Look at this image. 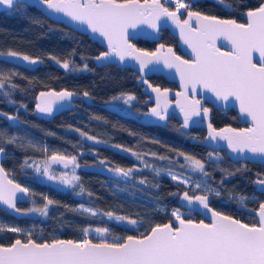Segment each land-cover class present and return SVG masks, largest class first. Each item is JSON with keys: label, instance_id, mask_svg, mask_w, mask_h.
Returning <instances> with one entry per match:
<instances>
[{"label": "trees", "instance_id": "1", "mask_svg": "<svg viewBox=\"0 0 264 264\" xmlns=\"http://www.w3.org/2000/svg\"><path fill=\"white\" fill-rule=\"evenodd\" d=\"M185 2L191 9L205 14L244 22L245 12L259 6L261 0ZM26 5L27 8L20 10L0 9V51L12 50L40 61L37 66H30L29 63L0 57V72L17 73L12 83L18 85L11 88L6 84L0 90V133L4 134L0 146L6 150L3 168L11 178L27 186L31 194L29 202L18 203L28 212L25 217H15L0 207V226L5 229L33 227L36 229L32 234L34 239L49 241L54 238L79 240L81 229L86 226H109L111 235L119 237L140 235L155 224L173 220L171 212L177 208L187 211L183 212L184 218L199 220L201 216L198 213L179 206V199L185 191L189 195L205 194V191L192 190L163 172L165 169L186 172V161L178 155L179 152L204 162L208 175L198 172L191 176L207 184V189L215 190L209 194L210 205L214 209L248 224L256 222L253 214L237 206L241 204L239 196L247 197L243 201L247 207H258L264 201V192L259 191L255 183L258 178H264V165L233 161L223 149L211 150L193 141V138L204 137V129L197 125L185 128L175 115L168 117L163 125L139 121L134 116L147 113L152 105L142 92L139 74L114 63H96L95 57L104 51L103 46L87 34L50 19L32 5ZM166 6L175 8L174 3ZM185 13L182 9L181 16ZM133 42L148 50L160 43L166 44L181 54L177 38L167 28L162 29L159 41L138 38ZM56 60H68L69 69L61 67ZM147 79L161 88L176 87L174 81L162 75L152 74ZM50 90L70 91L75 98L63 109L51 114L41 113L36 109L38 97L41 92ZM84 92L89 95L85 97ZM122 94L134 95L136 99L130 104H125L123 99H113ZM106 105H117L134 116ZM8 116L17 119L9 120ZM209 119L216 127L241 126L235 113L214 111ZM80 132L95 137L96 141L84 140ZM10 137H16L14 143L6 142ZM56 152L77 158L76 176L79 180L64 188L36 179L34 174V161L51 157ZM87 164L133 168L135 171L130 177L106 176L86 169ZM140 180H145V183L141 184ZM44 197L55 202L48 206L47 216L28 211L43 207L46 204ZM79 204L91 206L98 212L91 216L78 208ZM109 211L135 219L138 223L128 226L115 222L104 214ZM18 237L27 239L24 234L0 231L1 244H9Z\"/></svg>", "mask_w": 264, "mask_h": 264}, {"label": "snow or ice", "instance_id": "2", "mask_svg": "<svg viewBox=\"0 0 264 264\" xmlns=\"http://www.w3.org/2000/svg\"><path fill=\"white\" fill-rule=\"evenodd\" d=\"M219 2L224 3L225 0ZM38 3L52 12L62 13L72 21L87 25L92 33L103 37L108 50L97 56V60L114 56L124 61L126 57H131L139 63L141 72L150 64L161 63L166 68L175 69L182 88V91L176 93V106L184 114L185 128L193 116L203 114V117L207 118L209 115L210 109L202 108L201 100L196 98L198 89L212 93L216 100L225 104L234 101L239 107L240 115L250 121V126L216 129L209 122L208 138L226 141L232 152H247L264 157V0H261L258 7L246 11V23L194 12L185 0H38ZM168 3H174V10L166 6ZM0 7L20 10L27 8V5L22 0H0ZM182 9L187 13V18L183 20ZM162 20H171L179 28L180 39L191 49L192 59L181 58L171 47L166 48L164 44H160L154 52H148L137 48L131 42L130 29L147 25L159 32ZM219 40L230 46L228 51L221 50L217 43ZM255 54H258V59ZM4 56L18 58L32 65L39 62L38 58L12 50L0 51V57ZM56 62L66 70L70 67L68 60ZM84 68H87L86 64ZM15 75V72H0V90L4 89L6 84L11 88L18 87L12 83ZM148 86L156 93V106L151 108L150 114L160 120L166 119L171 103L168 99L169 90L161 91L151 84ZM73 95L70 91L41 92L40 103H37L36 109L41 113L51 114L52 105L57 100H70ZM83 95L87 97L89 93L84 92ZM113 99H123L125 104H130L136 97L122 94ZM8 119L17 118L8 116ZM80 135L89 140H96L85 132H80ZM3 138L4 134L0 133V139ZM15 140L16 137H10L6 142L11 144ZM3 152L4 148L0 146V154ZM133 155L139 158L138 154ZM178 155L184 157L193 171L208 175L204 162L183 152ZM76 159V156L57 154L51 157L52 161L62 162L65 167L69 163L78 167ZM109 170L124 177H130L135 171L133 168L125 169L119 166ZM44 173L48 174L47 167ZM159 174L157 170V175ZM8 175L5 169L0 167V203L19 212L21 210L16 207L18 194L31 193L28 188L8 179ZM171 178L174 181L179 180L182 184L189 182L187 178L174 174ZM49 179L55 177L49 175ZM60 179L68 184L79 180V177L73 175L71 180L65 177ZM139 182L144 184L145 180ZM255 183L264 186V178H258ZM195 187L200 189L202 185L196 183ZM204 187L205 194L192 196L185 191L182 199L189 205L199 204L210 213L208 223L204 220L196 222L185 219L177 208L171 212L174 220L155 224L139 236H113L111 241L107 239L111 235L107 227H84L81 229L84 238L80 240L54 238L38 242L29 232L25 240L17 238L7 245L0 244V264H264V202L259 205L258 220L252 224L243 223L240 219L212 209L209 206V194L215 190ZM215 194L218 196L219 192L216 191ZM44 199L46 204L43 207H34L28 211L47 216L48 206L55 202L47 197ZM246 199L247 197L241 196V203ZM82 211L91 216L97 214L93 209L82 208ZM104 214L109 219L126 221L129 225L138 223L135 219L115 215L110 211ZM5 230L22 232L20 228L5 229L0 226V231ZM91 232H95L100 239L94 242L90 238Z\"/></svg>", "mask_w": 264, "mask_h": 264}, {"label": "water", "instance_id": "3", "mask_svg": "<svg viewBox=\"0 0 264 264\" xmlns=\"http://www.w3.org/2000/svg\"><path fill=\"white\" fill-rule=\"evenodd\" d=\"M22 2L26 3L28 5H32V6L36 7L43 14H45L47 17H49L52 20H55V21H58V22H62L65 25H68L69 27H71V28H73L75 30H78V31H80L82 33L87 34L92 40L98 42L101 46H103V48H104L103 52L108 50L107 49V42L104 40V38L100 37L99 34L92 33L91 30L88 29L87 25L80 24L78 22L72 21L70 18L64 16L62 13H55V12H52L51 10H48L45 6L40 5L38 3V0H22ZM254 8H251V9H254ZM0 9H6V8L0 7ZM171 10H174V9H171ZM191 10L194 11V12L197 11V10H194V9H191ZM200 13L203 14V15H209V14H205L203 12H200ZM212 16H216V15H212ZM216 17L219 18V19H229V18H223V17H219V16H216ZM244 17H245V15H244ZM186 18H187V13L183 17L181 16L182 20L186 19ZM238 23H246V17H245V22H238ZM160 25L161 26H160L159 32L154 31L153 29L149 28L147 25H139L136 29H130V32L132 33V35L130 37L131 42L133 44H135L133 42V40H136L138 38L147 39V40H151V41H159L162 29L167 28L170 31V33L173 34L177 38V46H178L180 52L182 54H184L185 56H183L179 52H177L174 49L173 46L164 44L165 47L166 48L167 47H171L174 50V52L176 53V55L180 56L183 59H192L193 57H192V54H191V49H189L188 46L186 44H184L183 41L180 39V30H179V28H177L176 25L171 22V20H162L160 22ZM193 27H195V21L194 20H193ZM217 43H218L219 46H221V50L222 51H228L229 50L230 46L227 45V43L225 41L219 40ZM160 44H158L152 50L141 48V47L137 46L136 44L135 45H136L137 48H140L142 50H145V51H148V52H154L159 47ZM255 55H256V58L258 59V54H255ZM95 61L98 64L114 63L117 66L129 67L132 70L136 71L139 74V80L138 81L142 85V92L148 96V101L152 102V105L150 106L149 111L147 113L141 115V116H134V115H132V114H130L128 112H125L123 110V108H121V107H119L117 105H106L108 108H110L112 110H115V111H118V112L123 113V114L132 115L135 118H137L139 121H141L143 123H146V124L163 125L166 122L167 118L170 117L171 115H175L179 121L184 123V114L176 106V93L182 91V88H181V85H180V77L176 73L175 69L166 68L161 63V64H150L143 72H141L139 63L135 59H132L131 57H126L124 61H120L118 57H114V56L110 57L108 59H105V60H97L96 57H95ZM39 63H40V61L37 64H34V65L29 64V65L30 66H37ZM152 74L162 75L166 79H168L170 81H174L176 83L177 87L175 89H171V88H161V87H159L157 85H153L147 79V76H150ZM144 81H147V83H145ZM149 84H151L153 87L160 88L161 91H163L164 89H168L169 90L168 99H169V101L171 103L168 106L166 119H164V120H160L157 117H155V116L150 114L151 108L156 106V104H155V102H156V93L153 92L152 88H150L148 86ZM60 91H66V90H59V91L50 90V91H47V92H60ZM73 98H75V94L72 96V98L70 100H57L52 105V108H53L52 111L56 112V111H58L60 109L65 108L66 106L69 105L70 101ZM196 98L201 100V107H202L204 101H208L209 103L213 104L214 106H216L218 108H222V109L233 108L237 112L239 120L241 122L245 123V125H243V126L223 125V126H219V127H216V126H214L212 124L213 127H215L216 129H220V128H224V127H228V126H231L233 128H244V127L250 126V121H247L244 117H242L240 115L239 107L234 101H230L229 103L225 104L222 101L216 100V98L213 96L212 93L207 92L204 89H198V94H197ZM38 102L40 103V96L38 97ZM209 122H210L209 116L207 118H204L203 114H201V116H193L192 117V119L189 121V124H198L199 126L203 127L204 130H205V134H204L203 138H193V141L198 142V143L204 145L205 147H207V148H209L211 150H222L223 149L225 151V154L233 161H246V162L259 163V164L264 165V157H261L259 155H253V154L247 153V152H245L243 154L235 153V152H232V150L227 147V142L226 141L209 139L208 138V127H207ZM5 158H6V150L4 148V152L2 154H0V167H3L2 161ZM85 168L89 169V170H92V171L101 172V173L105 174L106 176H113V177H118L119 176L117 173H115L113 171H110L109 169H112V168L108 167V166H103V165H98V164H87L85 166ZM8 179H11V180H13L14 183H18L21 186L27 188V186H25L21 182L16 181L15 179L11 178L9 175H8ZM257 189L259 191L264 192V186H262V185L257 184ZM183 193L180 195L179 206H181L182 208H185V209H187V210H189L191 212H196V213H198L201 216V219H199V220H195V219H192V220H194L196 222H199L200 220H204L205 223L210 222L211 214L208 213L205 209H203L199 204L194 203L192 205H189L187 201L182 199ZM197 195H202V194H197ZM192 196H194V195H192ZM18 197L19 198L17 199L16 207L18 209H20L21 211L17 212L15 209L9 208L7 205H5L3 203H0V207L3 208L4 210H6L9 214H11V215H13L15 217L22 218V217L27 216L28 212L25 209L20 208L18 206V203L29 202L30 201V195L18 194ZM259 205H258V207L252 208V207H247L246 205L241 203L237 207L240 208V209H243V210H245V211H247V212H249L251 214H253L255 216V218H256V221H257L258 220L257 213H258V210H259ZM209 206L212 209H214L210 205V196H209ZM214 210L218 211L216 209H214ZM223 214H225V213H223ZM225 215H228V214H225ZM233 218H235V217H233ZM185 219H188V218H185ZM235 219H237V218H235ZM165 223H167V222H165ZM243 223H245V222H243ZM161 224H164V223H161ZM136 236H139V235H136ZM15 239H17V238H15ZM60 239H71V238H60ZM14 240L12 242H14ZM93 241L96 242L98 240H93ZM38 242H43V241H38ZM5 245H7V244H5Z\"/></svg>", "mask_w": 264, "mask_h": 264}, {"label": "rangeland", "instance_id": "4", "mask_svg": "<svg viewBox=\"0 0 264 264\" xmlns=\"http://www.w3.org/2000/svg\"><path fill=\"white\" fill-rule=\"evenodd\" d=\"M4 57L8 58V59H11V60H14V61H17V62H20V63H28V62L23 61V60L18 59V58H11V57H6V56H4ZM82 138L84 140H86V141H89V142L96 141V140H89V139H87L86 136H83ZM55 154L68 156V155H66V154H64L62 152H56ZM52 156L53 155H51V157ZM51 157L42 158V159H39L37 161H34V164H32V165H33V169H34V172H35L34 173L35 174V178L39 179V180H42V181H45V182H48V183H50V184H52V185H54L56 187H60V188H64L67 185L72 184L74 181H72L71 183L65 184V183H63L61 181L60 178L61 177H65L68 180H71L73 175L76 176L77 166L69 163L68 166L65 167L64 163L58 162V161H52ZM76 165H77V163H76ZM45 167L48 168V174L47 175L44 173ZM37 169H39V171H37ZM185 171H186L185 173H181V172H176V171L168 170V169L163 170V172L166 173L170 177H171L172 174H174V175H177L180 178H187L189 182L187 184H184V185L187 186L188 188H190L192 190H195V189H197L195 187V184L199 183V184L202 185V188H200L199 190L205 191V187L204 186H206V188H207L208 185L205 184L204 182H202V181H200V180H198V179H196V178L191 176L192 174H198L199 171H193L191 169V167L189 166L187 161L185 163ZM49 175L55 177V179H49ZM177 181H179V180H177ZM240 197L241 196H239V199H240ZM78 208H80V209L88 208V209L96 210L93 207L85 205V204H79ZM179 210L181 211L182 214H183V212L187 213V211H182L181 209H179ZM96 212H98V210H96ZM112 220H114V219H112ZM114 221L115 222L124 223V224H126L128 226H135V225H129L126 221H116V220H114ZM13 227L22 229V232L16 233V234H24V236H27L26 234L29 233V232L31 234H34L36 232V229L33 228V227H25V228L24 227H17V226H13ZM86 227H91L93 229L96 228V227H107V228H109V226H86ZM39 235L40 234L37 235V238L39 237ZM113 236H117V235H110V236L107 237V239L109 241H111ZM91 237L94 238V239H97V240L100 239V237L95 232H91L90 233V238ZM83 238L84 237H83V233H82V237L80 239H83Z\"/></svg>", "mask_w": 264, "mask_h": 264}, {"label": "flooded vegetation", "instance_id": "5", "mask_svg": "<svg viewBox=\"0 0 264 264\" xmlns=\"http://www.w3.org/2000/svg\"><path fill=\"white\" fill-rule=\"evenodd\" d=\"M186 14V13H185ZM184 14V15H185ZM183 15V16H184ZM182 16V17H183ZM245 22V21H244ZM181 55H183V56H185L184 54H182L181 53ZM176 87H177V85H176ZM175 87V88H176ZM175 88H173V89H175ZM203 107H206V108H209L210 109V112H209V118H210V115L214 112V111H217L218 113H235V115L237 116V118H238V115H237V112L233 109V108H227V109H222V108H218V107H216V106H214L213 104H211V103H209L208 101H204L203 102V105H202V108ZM239 119V118H238ZM239 122L241 123V126H243V125H245V123L244 122H241L240 120H239ZM189 125H197V126H199L198 124H189ZM201 127V126H200ZM203 128V127H202ZM204 129V128H203ZM205 131V130H204ZM245 211V210H244ZM201 219V218H200Z\"/></svg>", "mask_w": 264, "mask_h": 264}]
</instances>
